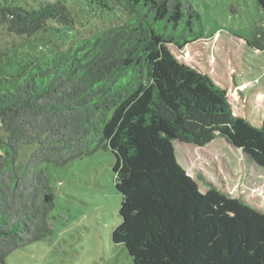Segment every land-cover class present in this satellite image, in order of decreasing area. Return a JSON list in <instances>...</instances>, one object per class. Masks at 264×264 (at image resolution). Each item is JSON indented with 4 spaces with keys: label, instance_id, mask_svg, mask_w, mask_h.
<instances>
[{
    "label": "trees",
    "instance_id": "1",
    "mask_svg": "<svg viewBox=\"0 0 264 264\" xmlns=\"http://www.w3.org/2000/svg\"><path fill=\"white\" fill-rule=\"evenodd\" d=\"M68 1L0 2L11 23L0 29V264L52 233L54 193L41 165L107 148L121 195L111 241L134 264H264V211L216 187L202 192L175 156L174 141L222 138L264 168V101L250 105L232 63L215 68L219 81L184 61L205 38L190 0H75L121 13L86 37L76 36ZM64 30L73 40L53 50L45 33ZM243 42L264 51V26ZM27 144L38 147L16 166Z\"/></svg>",
    "mask_w": 264,
    "mask_h": 264
},
{
    "label": "rangeland",
    "instance_id": "2",
    "mask_svg": "<svg viewBox=\"0 0 264 264\" xmlns=\"http://www.w3.org/2000/svg\"><path fill=\"white\" fill-rule=\"evenodd\" d=\"M104 1L109 3L110 0ZM190 2L200 15L205 38L186 47L184 61L200 66L219 81L223 80L215 68L224 61L232 63L237 70L238 89L251 106H255V102L262 104L264 100L256 97L258 92H264V51L243 42L251 39L255 25L264 26V15L257 0ZM66 6L73 17L77 37L90 36L122 19L120 12L95 2L70 0ZM10 24V20L0 15L1 30H7ZM50 24L58 26L54 22ZM45 34L53 42L49 44L53 50L64 49L73 40L69 30ZM36 43L34 40L31 47L26 48L29 56L36 52ZM12 61L15 62V58ZM261 109L264 107L258 108ZM256 115L254 113V119ZM37 147V144L21 145L16 166L26 161ZM174 149L178 163L202 192L216 187L264 211V168L254 164L240 149L222 138L203 147L174 141ZM115 162L114 154L107 148L61 166L42 164L54 193V207L49 216L52 233L10 253L6 264H134L124 246L111 241V233L120 222L121 203V195L115 188Z\"/></svg>",
    "mask_w": 264,
    "mask_h": 264
},
{
    "label": "water",
    "instance_id": "3",
    "mask_svg": "<svg viewBox=\"0 0 264 264\" xmlns=\"http://www.w3.org/2000/svg\"><path fill=\"white\" fill-rule=\"evenodd\" d=\"M236 149H238V148H236Z\"/></svg>",
    "mask_w": 264,
    "mask_h": 264
}]
</instances>
